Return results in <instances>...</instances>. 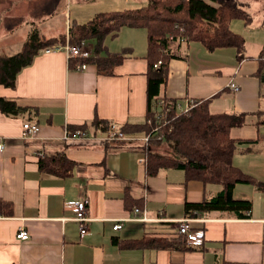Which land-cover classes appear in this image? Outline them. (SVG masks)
I'll list each match as a JSON object with an SVG mask.
<instances>
[{"label": "crops", "instance_id": "obj_1", "mask_svg": "<svg viewBox=\"0 0 264 264\" xmlns=\"http://www.w3.org/2000/svg\"><path fill=\"white\" fill-rule=\"evenodd\" d=\"M23 1L30 2L0 0L4 7L0 51L19 52L34 28L45 38L68 34L67 0L41 2L36 12L26 16L18 13ZM130 2L107 0L91 15L135 9L128 6ZM248 14L249 22L237 24L241 30L232 29L245 38L241 60L234 47L209 51L198 42L172 43L176 56L160 96L178 103L209 100L212 114L245 113L244 124L230 131L231 137L241 141L233 163L264 182V81L257 74L260 62L264 64V33L252 34ZM64 16L65 31L58 22ZM134 30L123 28L117 38L139 35L140 44L136 40L122 44V49L131 47L133 53L112 70L100 71L92 63L86 69L73 68L64 51L42 49L19 72L16 87L0 84V96L29 107L19 116L0 111L4 146L0 149V198L13 207L12 214L0 215V264H264V191L252 183H237L233 193L238 199L252 200L249 217L219 211L193 217L192 227L205 233L202 245L121 248L113 243L115 237L144 236L178 242L176 221L187 217L185 203L211 198L223 189L221 183L187 180L184 170L177 168L149 175L144 132L127 134L120 142L65 139L66 127L90 124L96 115L121 127L146 121L147 32ZM121 48L109 47L112 52ZM231 81L238 90L228 86ZM25 122L37 123L39 131L24 137ZM159 150L165 153L164 148ZM56 154H66L75 162L71 175L40 170V158ZM127 191L140 207H125ZM82 197L90 201L91 218L84 235L67 206ZM135 207L142 210L141 217L133 218ZM117 220L123 227L114 230ZM21 228L29 233L28 240L17 238Z\"/></svg>", "mask_w": 264, "mask_h": 264}, {"label": "trees", "instance_id": "obj_2", "mask_svg": "<svg viewBox=\"0 0 264 264\" xmlns=\"http://www.w3.org/2000/svg\"><path fill=\"white\" fill-rule=\"evenodd\" d=\"M235 19L245 22L251 19L238 0H146L139 8L100 12L85 23H70L68 34L45 38L34 28L19 52L10 55L4 50L0 51V84L16 87L19 72L30 65L42 49L65 44L68 36L72 44L82 46L88 40L95 41L92 56L70 59L73 68L77 63H92L100 71L112 70L133 50L124 47L119 52H112L105 44L106 38L118 36L124 27L145 29L148 61L146 121L142 124L126 123L122 130L127 134L144 132L149 136L144 146L149 175L155 176L163 168H177L184 170L187 180L223 185V189L211 198L186 202L184 210L187 217L213 211L249 217L252 200L236 198L234 188L237 183H252L264 191V182L257 181L234 165L233 158L241 141L230 135L233 127L244 124L246 114H212L209 100L196 103L189 113L183 114L175 108L178 103L176 99L160 96L162 86L168 80L170 61L176 56L171 51V45L176 41L198 42L209 51L234 47L238 58H243L245 38L232 30L231 23ZM257 74L264 81L262 62ZM0 111L8 116H19L28 112L29 107L0 96ZM158 117L162 121H158ZM108 127L109 122L96 115L90 124L74 125L69 129L105 131ZM160 147L164 148L165 153L159 150ZM167 151L172 154L168 155ZM39 166L42 172L64 177L73 173L75 162L66 154L43 155ZM124 201L129 210L133 205H140L128 191L124 194ZM12 213V205L0 198V215ZM112 241L121 248L186 247L164 237H115Z\"/></svg>", "mask_w": 264, "mask_h": 264}, {"label": "built area", "instance_id": "obj_3", "mask_svg": "<svg viewBox=\"0 0 264 264\" xmlns=\"http://www.w3.org/2000/svg\"><path fill=\"white\" fill-rule=\"evenodd\" d=\"M45 52H51V51H64L67 54L68 59L71 58H82V57H90L93 54V51L91 48H89L87 45H77L72 44L70 42L69 36L67 37V41L65 44L61 45H54L44 48ZM87 63H77L76 68L77 69H86ZM233 90H238L239 86L234 82L231 81L228 85ZM164 100L161 102L163 103ZM196 103H198L196 100H187L184 103L179 102L175 106L177 112L187 114L189 113L190 109L193 108ZM161 111V108L159 109V112ZM148 122L151 123V120H148ZM40 129L39 125L37 123H30L25 122L24 123V137H29L36 132H38ZM65 139L70 141H103V142H116L120 140H124L127 138V133H125L122 130V127L119 124H116L114 122L109 123V127L107 130H84L81 128H77L75 130L69 129V127H66ZM149 136L146 135L144 138V141L148 143ZM3 143L0 142V149H3ZM89 205L90 201L87 197H82L79 200L76 201H69L67 203V206L70 207L74 213L73 219L79 222L80 225V232L82 235L86 234L88 232V222L90 221L89 216ZM133 218L141 217L140 213L142 210L138 207H135L133 209ZM142 219H146L145 216H143ZM193 218L191 217H185L183 219L177 220L176 227H177V241L182 243L183 246L190 247V246H199L202 245L205 239V233L201 229H195L191 225V221ZM123 227V223L121 220H117L115 224L113 225L114 230L121 229ZM16 236L18 239L21 240H28L30 237L29 233L24 229H18L16 232Z\"/></svg>", "mask_w": 264, "mask_h": 264}, {"label": "rangeland", "instance_id": "obj_4", "mask_svg": "<svg viewBox=\"0 0 264 264\" xmlns=\"http://www.w3.org/2000/svg\"><path fill=\"white\" fill-rule=\"evenodd\" d=\"M47 0H30L29 4H27V2L23 1V6L20 7L18 13L20 15H27L29 13H34L36 12V8L38 6L41 7L42 3L41 2H45ZM104 0H97V1H90V2H85V1H81L79 2V0H67V12L68 15L70 16L69 20L71 23L73 22H77V23H84L87 20L90 19V17L94 16L91 15L93 14V10L96 8V6L100 3H106L107 0H105V2H103ZM239 3L241 4V6L243 8H245L252 16V34L254 35H263L264 33V0H238ZM146 0H131V2L128 4V6H130V8H137L139 7L141 4L143 5V3L145 4ZM36 4V5H35ZM141 5V6H142ZM110 6V5H109ZM93 9V10H92ZM4 12V7H0V20H1V16ZM67 18V16H66ZM65 16L61 19H58V22L60 23V25L64 28L63 30L65 31ZM244 20L241 19H235L233 20L231 27L234 31L237 30H241L239 29L240 27H237V24L239 23V26L242 25L244 22ZM124 28H129L130 27H124ZM132 29H137L134 31H145L143 28H132ZM121 32V31H120ZM120 35V33H119ZM118 35V36H119ZM113 37V36H108L105 40V44L107 46H109L111 49L112 48H121L122 44L128 42L129 40H136L139 44H140V39H139V35H134V34H130V35H123L122 37L117 38ZM117 38L116 40H113ZM95 41L94 40H88L86 42L87 46L91 49H93V45H94ZM117 46V47H116ZM108 47V48H109ZM124 48V47H123ZM122 49V48H121ZM110 50V49H109ZM158 121H162V119L160 117H158ZM120 142V141H119ZM163 148V147H161ZM168 155H171L172 153H170L169 151H167Z\"/></svg>", "mask_w": 264, "mask_h": 264}]
</instances>
